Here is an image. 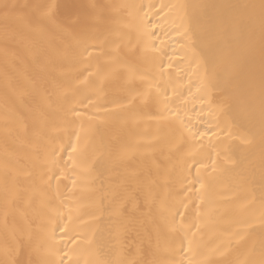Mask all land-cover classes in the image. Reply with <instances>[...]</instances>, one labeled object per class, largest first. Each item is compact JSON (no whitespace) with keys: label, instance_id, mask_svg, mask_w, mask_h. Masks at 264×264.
<instances>
[{"label":"bare ground","instance_id":"1","mask_svg":"<svg viewBox=\"0 0 264 264\" xmlns=\"http://www.w3.org/2000/svg\"><path fill=\"white\" fill-rule=\"evenodd\" d=\"M260 2L0 0V261L264 264Z\"/></svg>","mask_w":264,"mask_h":264},{"label":"snow or ice","instance_id":"2","mask_svg":"<svg viewBox=\"0 0 264 264\" xmlns=\"http://www.w3.org/2000/svg\"><path fill=\"white\" fill-rule=\"evenodd\" d=\"M34 7L37 8V9H47L44 12V15L51 17V15H52L51 8L53 6H50V5H36ZM245 7L252 8V9H257L258 8L262 19H264V0H261L259 5H247ZM16 9H17V5H12V4H8V3H4L3 5H0V10L3 11L4 19H5L6 22L10 18V16L15 12ZM17 243H19V241H17ZM185 251H187V250H185ZM0 264H20V262L16 261V260H12V261L5 260V261H0ZM190 264H191V262H190Z\"/></svg>","mask_w":264,"mask_h":264}]
</instances>
